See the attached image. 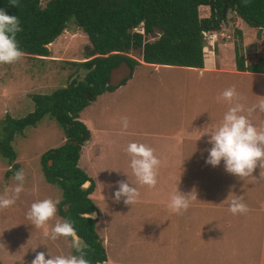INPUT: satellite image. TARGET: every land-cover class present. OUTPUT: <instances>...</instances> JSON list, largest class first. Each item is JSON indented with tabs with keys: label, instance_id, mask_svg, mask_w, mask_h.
I'll return each mask as SVG.
<instances>
[{
	"label": "rangeland",
	"instance_id": "1",
	"mask_svg": "<svg viewBox=\"0 0 264 264\" xmlns=\"http://www.w3.org/2000/svg\"><path fill=\"white\" fill-rule=\"evenodd\" d=\"M49 1L39 0L40 7L43 8ZM228 14L218 31L203 34L202 49L203 54L206 55L207 52V55L215 56L216 60H220L221 65L227 68L233 65V42L237 39L233 34L234 26L230 17L232 12ZM239 27L241 35L236 42L241 55H244L253 49L262 31L248 27L241 21ZM151 39L149 38L150 41ZM87 45L85 34L70 20L51 45L45 46L46 56L34 55L40 60L25 56L13 64H0V120L5 114L14 119L27 115L34 109L31 95L49 94L57 88L66 86L72 79L81 78L86 69L72 66L69 62L87 60ZM138 52L129 51L127 55L137 59ZM134 74L138 76L131 80ZM195 76L196 73L182 71L179 68H164L158 71L148 67L134 68L126 80L127 82L131 80L126 92L129 100L120 88L113 95V99L109 98L106 101L104 110L101 109L103 100L84 108L83 110L87 109V113L83 111V119H93L97 126L99 122L96 120H100L105 127L117 129L115 133H106L105 137L108 145L107 149L104 148L107 150L105 158L109 156L111 160L95 161V157L92 162L84 160L82 162L83 165H87V171L92 173L95 179L98 177L100 180V177H103L99 176L101 171L111 170L114 180L130 182L138 189L140 196L137 200L144 199L150 203L148 200L163 199L169 204L170 192L167 184L170 183L164 181L162 172V169L169 166L164 162L160 164L155 187L141 185L132 172L131 157L126 148L129 143L137 142L155 149L148 136L140 138L141 140L131 136L137 132H149L150 129L151 133H156L160 137H166L165 133L172 135L175 131L167 128L168 121L166 122L172 110L203 107V110L209 112L211 108H217L219 111L215 110L214 113L217 114L218 121L208 122V116L205 119L203 116L200 118L201 126L211 132V129L222 121L230 107L227 101L218 99L221 93L233 85L240 96L245 91L244 87L239 85L242 79L211 74L209 77L221 78L217 79L219 91L216 94L210 92L203 94L205 97L202 100L203 95L201 97L199 95V102L202 103L199 104L195 102L196 93H191L193 86L189 81H193ZM4 90H7L9 96H5ZM140 92H145L146 95L143 105L146 107L147 115L139 113L131 106V102L136 100ZM246 94L250 95L249 99L245 101L246 98L242 96L240 101L246 108L258 105L262 101L260 96L252 95L251 88L246 89ZM11 107H16L14 109L16 111L13 110L11 113L9 110ZM156 111L159 113L154 114ZM140 112H144L143 108H140ZM125 116L130 121L126 131L122 130L121 123V118ZM155 119L159 121L154 122ZM250 119L258 128L264 129L261 123L264 121V115L258 108ZM174 123L176 122L169 121V124ZM1 135L0 130V138ZM63 138L57 124L52 119L44 117L34 127L24 129L23 133L15 136L11 142L15 152L12 164L17 168L10 169V172L13 174L23 169L25 180L24 191L15 205L0 209L2 264H31L38 252L46 253L47 259L50 258L48 252L55 256L74 255L76 251L72 247V241L66 237L61 236L52 240L45 235V231H50L57 219L61 220L58 215L49 221L45 228H36L27 218L32 203L47 198L53 200L61 198L59 189L44 181L39 157L45 151L60 146ZM158 138L156 143L160 146ZM192 148L195 152L188 153L187 158L190 161L180 164L181 168L176 171L178 174L176 187L180 191L182 174L183 194L188 195L190 200L187 211L171 214V209L162 208L164 206L163 203L159 204L160 201H151L153 209L142 203L143 201L139 203L137 201L132 205L120 204L115 202L113 196L105 195L103 185L99 193L92 195L91 199L98 216L93 218L94 230L104 252L108 254V264L114 260L122 264H180L181 257L183 264H264V177H260V171L264 169L257 167L253 176L240 178L226 172L223 162L217 167L206 162H194L191 158H194V155L201 158L204 146L198 144ZM186 154L187 150L183 151L182 157L186 158ZM203 154L208 155L206 148ZM175 156L177 155H172ZM7 168L6 161L0 157V196L5 194V188H13L18 183L10 175L7 179L4 177L10 167ZM103 173L107 175V172ZM132 177L134 181H129ZM105 185H108L107 180ZM236 197H243V202L250 209L249 212L234 215L229 211L230 201Z\"/></svg>",
	"mask_w": 264,
	"mask_h": 264
},
{
	"label": "trees",
	"instance_id": "2",
	"mask_svg": "<svg viewBox=\"0 0 264 264\" xmlns=\"http://www.w3.org/2000/svg\"><path fill=\"white\" fill-rule=\"evenodd\" d=\"M0 10L18 16L22 31L17 33V41L25 56L33 59L40 60L34 55H47L45 46L51 45L70 20L89 43L87 60L69 62L86 69L81 78L49 94L31 95L34 109L24 117L4 115L0 120V157L10 166L4 174L7 177L10 169L17 168L12 164L13 138L44 117L57 124L64 142L40 155V171L44 181L60 191L57 215L73 222L88 246L84 251L91 264H102L105 252L94 230L95 219L81 218L96 211L89 198L93 183L77 166L80 148L89 136L77 119L78 113L97 95L114 89L105 85L111 68L125 62L133 69L137 61L127 55L129 51H139L143 63L200 69L203 34L218 31L229 12L238 40L240 21L263 31L264 0H50L43 8L39 0H19L18 7H12L10 0H0ZM202 10L203 14L199 12ZM236 41L235 70L264 73L263 42L258 41L254 53L243 56ZM85 182L88 185L82 188ZM74 255L79 253L75 251Z\"/></svg>",
	"mask_w": 264,
	"mask_h": 264
},
{
	"label": "clouds",
	"instance_id": "3",
	"mask_svg": "<svg viewBox=\"0 0 264 264\" xmlns=\"http://www.w3.org/2000/svg\"><path fill=\"white\" fill-rule=\"evenodd\" d=\"M12 7L19 6V0H10ZM22 31L21 21L16 15H9L5 10H0V64H13L22 60L26 53L20 48L17 41V33ZM218 99L227 101L230 105L223 116L222 121L209 132L208 150L206 164L217 167L224 163L225 171L240 178L253 176V172L259 167L264 169V129L258 128L250 117L257 108L264 112V100L258 105L246 108L241 103V96L235 85L225 89ZM122 130H127L130 125L128 117L121 118ZM204 135V134H203ZM126 152L131 157L130 167L133 174L141 185L155 187L157 184L158 168L161 164L156 156L155 150L144 143L131 142L127 145ZM260 177H264V171H260ZM14 180L18 183L13 188H5V194L0 196V209H7L15 205L21 192L24 191V170L20 169L14 173ZM118 189L114 193L115 202L124 199L125 204H133L139 198L138 189L129 182L118 181ZM88 182H85L87 186ZM196 198V197H195ZM197 199V198H196ZM59 200L51 198L32 203L27 218L31 220L36 228H45L48 222L55 219L58 211ZM169 208L176 213L187 211L190 206L188 195L177 190L172 195ZM229 211L232 214H245L250 211L243 202V197H236L230 201ZM94 213L82 214V219L93 218ZM45 235L52 240L59 237H70L72 247L79 255H47L38 252L31 264H91L86 258L84 251L88 246L78 235L74 224L69 220L57 219L50 231ZM35 250V249H33Z\"/></svg>",
	"mask_w": 264,
	"mask_h": 264
},
{
	"label": "crops",
	"instance_id": "4",
	"mask_svg": "<svg viewBox=\"0 0 264 264\" xmlns=\"http://www.w3.org/2000/svg\"><path fill=\"white\" fill-rule=\"evenodd\" d=\"M200 13H204L203 10L199 11ZM239 23L238 22V28L239 27ZM249 27V26H248ZM216 34V33H214ZM258 41H262L263 45H264V30L260 33V36L257 38V41L255 42V45L253 47V49L249 52L244 54L243 56L250 54V53H254L255 49H256V45L258 43ZM223 45V44H221ZM89 47V43L87 45V48ZM206 52V51H205ZM208 53L206 52V55L203 54V66L200 69L197 68H189V67H175V66H163V65H153V64H147V63H143L141 61V58L138 57L137 59H135L137 61V64L133 67L134 68H140V67H148V68H153L154 71H158L159 69H164V68H179L182 71H186V72H192V73H196L195 78H193L192 80H189L190 82H192V89H191V93H196V101L199 104H202L199 99V95L200 97L203 94H216L219 91V85L217 83V79H221V78H215V76L209 77L211 74H221V75H229L230 78L232 79H242L243 81L239 84L241 87H244V92L241 94V97L243 96L244 98H246L245 101H247L249 99L248 94H246V89L251 88L252 89V95L256 94L258 96H260V98L262 100H264V73H255V72H247V71H243V72H239L235 70L234 67V61H233V65L229 68L221 65L220 60H216L215 56H211V55H207ZM233 60V59H232ZM133 69L131 70V73L133 71ZM130 73V74H131ZM138 75L134 74L133 77H131V80L136 79ZM149 76V75H148ZM130 77V75L123 80V83H120L118 86L114 87L113 90L111 91H104L103 93L97 95L93 101H91L88 105L90 104H94L98 101L101 102V100L104 101L103 104V108L101 109H105V103L106 101L110 98L113 99V95H115V93H117L120 88L124 94V96L127 98V100H129V97L126 95L127 92V86H129L130 81L127 82L126 80H128V78ZM186 78V77H185ZM183 78V79H185ZM245 80V83H244ZM210 84L209 86H206L205 84ZM250 85V86H249ZM253 86V87H251ZM3 93L5 94V96H9L7 94V90H4ZM149 96V94H148ZM151 97V96H149ZM203 97H205V95H203L201 97V100L203 99ZM146 98L145 92H140L139 96L136 98V100L131 102V106H133L137 111H139V113H143L146 114V110L143 105V100ZM152 99H154L153 97H151ZM155 101V99L153 100ZM17 105V104H16ZM87 105V106H88ZM86 106V107H87ZM18 107V106H16ZM16 107H11L9 110L11 113H13L14 109H16ZM84 107V108H86ZM83 108V109H84ZM140 108H143L144 112H140ZM81 110L78 113L77 119L78 121H80L87 129L88 131V139L83 143V145L80 148V152H79V157L77 160V166L86 174V176H90L89 178L92 179L93 182V190L91 192V194L89 195V198H92V195H95L96 193H99L101 186L103 185L104 189H105V195H109L114 197V193L115 191L118 189V181L113 179V175L111 174L112 171L111 170H105V171H101V175L99 176H103L102 178L100 177V180L98 177H96L92 174L89 173V171H87V165H83L84 160H89L92 162L93 158L95 157V161L96 160H100V161H104L105 159L111 160L109 159V156L105 158V154L107 153V150H105L104 148L107 149V141L105 139V137H107L106 133H115L117 131V129H110L107 126L105 127L100 120H96L97 122H99V126H97L94 122L93 119H83L82 117V113L83 111H85L87 113V109L85 110ZM203 107H195V108H184L182 110L179 111H171L169 117L164 118L167 122V128H172L175 132L172 133V135L167 134V136L165 137L163 134H160L161 136L164 137H160L159 135H156V133H151L150 129H148L149 132H137V134L135 135H131L132 137L135 136V138L137 137L138 140H141L140 138L146 137L148 136V138L150 139L151 143L153 144V146H155V154L156 156L160 159L161 163H166L169 167H165L164 169H162V172L164 173V181L166 183H170V185L167 184L168 190L170 192V200L171 197L175 192H177L178 187H176V180L178 178V174L176 173V171H178L181 168L182 163H187L190 161V159H188V153H194V149L192 147L200 144L204 146V150L206 148V153L208 152L209 148L212 146L211 144L208 143L209 140V129L205 128L203 126H201L202 122H200V118L201 116L204 117V119L206 118V116H208V122H215L218 121L219 118H216V113H214V111H219L217 108H211L208 112V110H203ZM14 110V111H13ZM32 112V111H31ZM174 112V113H173ZM86 113L84 114V116H86ZM159 112H154V114H157ZM261 113L264 115V112L261 111ZM8 115V114H5ZM147 115V114H146ZM9 117H11L10 115H8ZM4 117V116H3ZM24 117V116H23ZM159 117V116H158ZM12 118V117H11ZM22 118V117H21ZM155 118V117H154ZM2 119V118H1ZM95 119V118H94ZM178 119V120H177ZM172 120L173 122H176L174 124H169V121ZM177 120V121H176ZM41 121V120H40ZM155 121H159L158 119H155ZM264 125V121L261 122ZM212 131V129H211ZM204 134V135H203ZM103 135V136H102ZM159 137V138H158ZM160 139V146L157 145L156 140ZM13 141V140H12ZM62 142H64V138L62 139ZM117 144H112V146H116ZM187 150V154H186V158H183V151ZM204 150L202 151L201 154V158H197L196 155H194L193 159L194 162H206V159H204L206 156H208L207 154H203ZM194 151V152H193ZM172 155H177L175 157H172ZM119 159V158H118ZM117 159V160H118ZM121 159V158H120ZM189 160V161H188ZM223 162V161H221ZM175 163V164H174ZM7 167L9 168L10 166L7 164ZM7 168V169H8ZM186 171V168H185ZM103 172H107V175L104 174ZM111 175H112V189H111ZM5 177V175H4ZM10 177H14V175H10ZM108 182V185H105L106 180ZM6 179L9 178V175L7 177H5ZM180 179H181V186H180V192L183 193V175H180ZM185 179V177H184ZM101 181V182H100ZM129 181H134V177L130 178ZM130 183V182H129ZM131 184V183H130ZM110 188H108V187ZM185 186H186V179H185ZM114 187V189H113ZM148 188V187H147ZM187 188V186H186ZM164 198V197H163ZM125 198H121L120 202L118 203H124L122 201H124ZM92 201V199H91ZM139 201L147 204L148 206L152 208L151 206V201H160L159 204L163 203L162 208H169L165 207L169 204L165 203L162 200H148L150 201V203L144 201V199L141 200H136V202ZM135 202V203H136ZM93 203V202H92ZM170 203V202H169ZM119 204V205H120ZM127 205V204H126ZM171 214H174V212L171 210ZM95 217H98L96 212H95ZM103 219V218H102ZM170 226L172 227V223H170ZM105 261L102 264H108L109 262L107 261L108 259V254L105 253ZM182 257L180 258V264H183L182 261ZM3 261H0V264H2ZM110 264H122V263H116V261L114 260L113 262H110Z\"/></svg>",
	"mask_w": 264,
	"mask_h": 264
},
{
	"label": "water",
	"instance_id": "5",
	"mask_svg": "<svg viewBox=\"0 0 264 264\" xmlns=\"http://www.w3.org/2000/svg\"><path fill=\"white\" fill-rule=\"evenodd\" d=\"M130 73H131V68L125 62H121L116 67L111 68L109 70L107 81H106L105 85L110 86V87H116L123 80H125L130 75ZM83 185H85V184H83ZM93 213H94V217H95L96 216L95 212H93Z\"/></svg>",
	"mask_w": 264,
	"mask_h": 264
}]
</instances>
